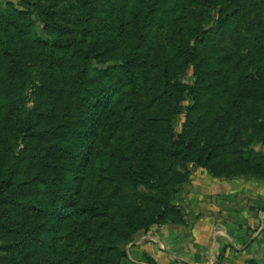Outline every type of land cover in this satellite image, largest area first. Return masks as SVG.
<instances>
[{
	"label": "rangeland",
	"instance_id": "374dc122",
	"mask_svg": "<svg viewBox=\"0 0 264 264\" xmlns=\"http://www.w3.org/2000/svg\"><path fill=\"white\" fill-rule=\"evenodd\" d=\"M216 180L264 188V0H0V264H127Z\"/></svg>",
	"mask_w": 264,
	"mask_h": 264
},
{
	"label": "crops",
	"instance_id": "0c3cea01",
	"mask_svg": "<svg viewBox=\"0 0 264 264\" xmlns=\"http://www.w3.org/2000/svg\"><path fill=\"white\" fill-rule=\"evenodd\" d=\"M213 181L192 188L191 223L171 222L138 240L127 264H264V188Z\"/></svg>",
	"mask_w": 264,
	"mask_h": 264
},
{
	"label": "trees",
	"instance_id": "16d2710c",
	"mask_svg": "<svg viewBox=\"0 0 264 264\" xmlns=\"http://www.w3.org/2000/svg\"><path fill=\"white\" fill-rule=\"evenodd\" d=\"M36 41V44L38 45V46H43L44 44H48V42L47 41H45V40H38L37 41V39L35 40ZM5 46V50L8 52V54H11L12 53V60L14 61V62H16L17 61V55L13 52V51H10V49L7 47V45L6 44H4ZM181 142L183 143V144H185L186 146H185V149H183V150H181V151H178V150H175V153L177 154V156H178V158L179 159H181V160H186L187 159V154H188V149L189 148H191V145H192V143L190 142L189 144L186 142V140H184V139H181ZM179 148H182V147H180L179 146ZM258 160H260L259 158H257Z\"/></svg>",
	"mask_w": 264,
	"mask_h": 264
}]
</instances>
